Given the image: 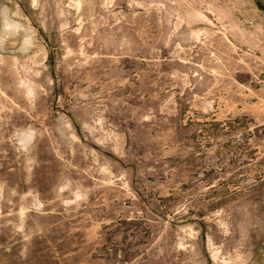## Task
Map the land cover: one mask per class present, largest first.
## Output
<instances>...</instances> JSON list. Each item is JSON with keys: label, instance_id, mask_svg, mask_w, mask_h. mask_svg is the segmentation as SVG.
<instances>
[{"label": "rangeland", "instance_id": "rangeland-1", "mask_svg": "<svg viewBox=\"0 0 264 264\" xmlns=\"http://www.w3.org/2000/svg\"><path fill=\"white\" fill-rule=\"evenodd\" d=\"M0 264H264V0H0Z\"/></svg>", "mask_w": 264, "mask_h": 264}]
</instances>
